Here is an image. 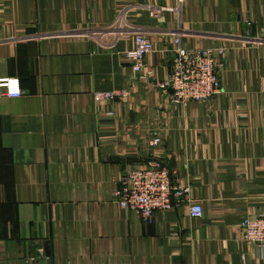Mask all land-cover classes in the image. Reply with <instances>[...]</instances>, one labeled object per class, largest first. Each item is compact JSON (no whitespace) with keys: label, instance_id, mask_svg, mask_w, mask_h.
<instances>
[{"label":"crops","instance_id":"crops-1","mask_svg":"<svg viewBox=\"0 0 264 264\" xmlns=\"http://www.w3.org/2000/svg\"><path fill=\"white\" fill-rule=\"evenodd\" d=\"M114 20L128 32L72 33ZM176 28L188 50L224 48L206 103L174 104L156 85ZM135 32L153 45L138 74ZM0 77L21 88L0 86V264H264L239 228L264 212V0H0ZM151 165L187 192L146 223L114 191ZM39 247L47 258L28 261Z\"/></svg>","mask_w":264,"mask_h":264},{"label":"built area","instance_id":"built-area-1","mask_svg":"<svg viewBox=\"0 0 264 264\" xmlns=\"http://www.w3.org/2000/svg\"><path fill=\"white\" fill-rule=\"evenodd\" d=\"M250 24V22H247ZM128 27L120 20L102 25L98 28L88 27L73 30V35L84 38L108 35L119 36L128 32ZM174 44L170 70L165 79L157 81L156 85L164 93L170 92L174 104L186 107L190 102L206 103L220 91L218 76L217 55L224 53L223 47H202L188 50L181 45L183 30L172 29ZM33 39H42L44 35L34 34ZM257 41V39H256ZM260 41V39L258 40ZM153 49L152 42L142 32H135L133 48L127 52L132 62V71L139 73L144 65L145 55ZM140 78H154L151 71L139 75ZM1 94L7 97H18L21 94L17 77H0ZM128 90L95 91L93 98L97 102L112 99L116 96H127ZM159 136L151 139L156 144ZM187 188L181 185H172L170 170L165 165L134 168L126 171L119 179V185L114 191L118 206L133 211L142 221L152 223L155 211H170L181 204L182 196ZM190 217L202 215L199 202L191 203L188 207ZM241 238L244 242L254 245L261 257L264 258V212L254 216H246L239 223ZM40 258L46 259L43 248L39 247L36 253L27 258L36 262Z\"/></svg>","mask_w":264,"mask_h":264}]
</instances>
